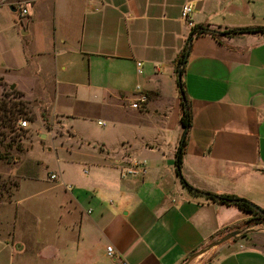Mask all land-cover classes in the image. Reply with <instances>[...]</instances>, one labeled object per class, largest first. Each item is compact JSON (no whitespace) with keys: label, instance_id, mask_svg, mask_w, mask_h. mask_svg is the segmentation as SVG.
I'll return each instance as SVG.
<instances>
[{"label":"crops","instance_id":"1","mask_svg":"<svg viewBox=\"0 0 264 264\" xmlns=\"http://www.w3.org/2000/svg\"><path fill=\"white\" fill-rule=\"evenodd\" d=\"M16 2L26 6L25 46L47 58L49 68L38 63V70L52 84L53 113L69 137L96 150L98 173L91 188L75 190L59 171L56 186L64 189L34 193L32 205L15 198L22 181L33 180L21 176L13 199L0 204V225L9 226L0 234V264H183L250 217L190 193L175 174L181 128L173 61L190 28L183 5L192 26L222 30L264 25V0ZM34 24L38 33L28 37ZM181 78L190 112L182 177L264 210V36L193 38ZM3 84L24 92L0 74V95ZM139 95L144 102L131 107ZM87 112L102 117L100 135L77 125ZM133 159L145 161V172L121 177ZM187 264H264V253L234 239Z\"/></svg>","mask_w":264,"mask_h":264},{"label":"rangeland","instance_id":"2","mask_svg":"<svg viewBox=\"0 0 264 264\" xmlns=\"http://www.w3.org/2000/svg\"><path fill=\"white\" fill-rule=\"evenodd\" d=\"M7 6L16 8V11ZM19 6L26 9L25 4L16 0H0V74L5 80L20 83L24 88V92L15 86L10 90L3 84L5 95L1 94L0 98L7 102L20 100L26 108L25 114H18L12 130L5 128L6 135H0V204L13 199V183L22 180L21 176H30L33 180L22 181L15 198L22 205H32L34 193L64 189L56 186L59 171L66 178L65 183L73 189L91 188V180L98 173L95 168L98 159L96 150L69 137V132L60 126L59 117L53 113V87L50 80L45 79L49 64L45 63V55H36L32 48L25 46L26 37L20 35L19 30L26 16L17 13ZM28 30V37L36 36L39 26L34 24ZM38 63L46 69L39 71ZM17 92L22 95L16 96ZM30 117L32 121L28 119ZM98 119L102 117L87 112L85 119L79 120L77 125L84 126L88 136L95 137L101 133L96 122ZM19 120H25L26 127H19ZM52 173L56 175L54 180L49 178ZM78 180L83 181L85 187L74 185ZM8 230V225H0V234L6 235ZM234 239H244L247 246L264 253V224L241 229L240 236L230 240Z\"/></svg>","mask_w":264,"mask_h":264},{"label":"trees","instance_id":"3","mask_svg":"<svg viewBox=\"0 0 264 264\" xmlns=\"http://www.w3.org/2000/svg\"><path fill=\"white\" fill-rule=\"evenodd\" d=\"M241 34H260L264 36V25L224 28L222 30L210 28L204 25H193L189 28L183 48L181 49V51L178 53V55L173 61L174 73H175V85L179 98V106H180L178 124L181 128V134L178 140V144L176 146L174 162H173L175 174L180 179L182 185L190 193L197 196H203L206 199L216 202L218 204L235 206L236 208L250 215L248 219L228 228L224 233L218 235V238L224 235L225 233L235 229L246 228L253 224H260V223L264 224V210L241 197H237L234 195H227V194H215V193H209V192L197 190L191 187L190 185H188L187 182L182 177L180 169H181L182 155L185 146V136L190 126V112H189V106L183 88V81L181 76L183 73V66L185 63L186 55L191 46V42L193 38L200 35H210L216 40L221 41L222 37H230ZM10 93L13 94L14 91H11ZM4 95L5 93L2 92V96ZM21 95L22 94L20 92L16 93V96H21ZM19 113L22 114L26 113V108L22 101L18 100V101L7 102L3 98H0V135L2 136L6 135L5 128H9L10 130H12L14 123L18 119ZM28 119L32 121L31 117ZM18 148L19 147L16 146V149ZM13 186L16 189L18 183L17 182L13 183Z\"/></svg>","mask_w":264,"mask_h":264},{"label":"built area","instance_id":"4","mask_svg":"<svg viewBox=\"0 0 264 264\" xmlns=\"http://www.w3.org/2000/svg\"><path fill=\"white\" fill-rule=\"evenodd\" d=\"M19 15L23 16L25 15L26 9L19 6ZM181 17L186 21V23L191 27L190 22V6L188 4H185L182 6L180 11ZM140 63H136L137 66V72L140 73L139 67ZM145 98L141 95H139L134 102L130 104L133 108H140V103L144 102ZM18 126L21 128L26 127V121L25 120H19L17 122ZM145 172V161L144 160H135L129 161L127 165L120 168V176L121 177H135L138 175H142ZM49 178L54 180L56 178L55 174H50ZM106 254L110 257L113 256V250L111 246L106 247ZM115 264H125L123 261H118Z\"/></svg>","mask_w":264,"mask_h":264},{"label":"water","instance_id":"5","mask_svg":"<svg viewBox=\"0 0 264 264\" xmlns=\"http://www.w3.org/2000/svg\"><path fill=\"white\" fill-rule=\"evenodd\" d=\"M10 10H14V8L11 6V7H10ZM8 88L11 90V89L14 88V85L11 84V85L8 86ZM40 136H41V137H44V135H40ZM240 234H241V230H240V229H235V230H232V231H230V232L225 233V234L222 235L220 238H218V239H216V240H213V241H211L210 243H208L205 247H203V248L200 249L199 251H197V252L191 254V255L186 259V261H185L183 264H187L191 259H193V258H194L195 256H197L198 254L203 253V252L209 250V249L212 248V247L218 246V245H220V244H222V243H224V242H226V241H228V240H230V239H233V238H235V237H238V236H240Z\"/></svg>","mask_w":264,"mask_h":264}]
</instances>
